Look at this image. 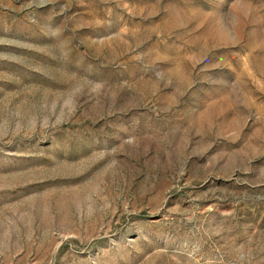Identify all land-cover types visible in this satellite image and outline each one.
Listing matches in <instances>:
<instances>
[{
    "label": "rangeland",
    "instance_id": "1",
    "mask_svg": "<svg viewBox=\"0 0 264 264\" xmlns=\"http://www.w3.org/2000/svg\"><path fill=\"white\" fill-rule=\"evenodd\" d=\"M0 264H264V0H0Z\"/></svg>",
    "mask_w": 264,
    "mask_h": 264
}]
</instances>
